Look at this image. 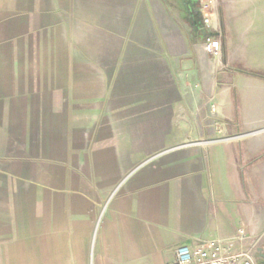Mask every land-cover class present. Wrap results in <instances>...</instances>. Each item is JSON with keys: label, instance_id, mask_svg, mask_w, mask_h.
Here are the masks:
<instances>
[{"label": "crops", "instance_id": "0c3cea01", "mask_svg": "<svg viewBox=\"0 0 264 264\" xmlns=\"http://www.w3.org/2000/svg\"><path fill=\"white\" fill-rule=\"evenodd\" d=\"M169 2L0 0V264H173L240 229L264 248L255 143L196 141L210 106L229 121L264 95L220 92L202 39L227 38L222 13L207 27L193 0L192 45ZM138 67L154 95L131 89Z\"/></svg>", "mask_w": 264, "mask_h": 264}, {"label": "rangeland", "instance_id": "374dc122", "mask_svg": "<svg viewBox=\"0 0 264 264\" xmlns=\"http://www.w3.org/2000/svg\"><path fill=\"white\" fill-rule=\"evenodd\" d=\"M169 1L170 12L183 22L190 43L193 45L197 35L192 30L191 22L187 18L193 11V0ZM197 1L198 5L201 6V0ZM215 7L216 16H219L220 19L222 13L229 26V28H226L227 38H225L223 28L220 29V26L215 35L222 39V57L220 60L215 58L218 64L217 85L221 88L220 92L223 91V95H227V93L232 95H264V0H227L226 7L223 6L221 0H216ZM202 41L205 44L206 40L202 39ZM169 44V47L173 44L179 46L175 40H170ZM137 54L138 57L143 56L139 52ZM165 55L168 56L169 64L174 70L173 73L170 72V76L176 75L178 69L175 68L177 60L174 53L172 50H168ZM153 71L154 69L144 67L136 69L138 81L135 85H130L131 89H136V95H154L155 88L158 85L145 82L153 78V76H150ZM233 72H239L241 79L244 80L240 83L242 88H240L241 86L238 87L236 81L238 78H234L235 74ZM188 83L185 82L184 86H191ZM181 84L179 78L177 82L170 83L168 87L170 89L178 88L181 94L185 95L186 87ZM125 85L126 87L129 86L128 84H122L121 86ZM241 98L243 104H248L247 112L243 109L244 114L236 115L229 121L221 119L217 114L216 107L214 105L210 106L209 116L200 117V123L203 127L205 125V130L198 133L199 138L196 141L208 143L244 140L255 143L254 148L259 151L255 158L259 159L258 164L264 169V103L261 102L257 109L254 98H248V100H245L244 96H241ZM169 106L172 109L173 100L171 98ZM186 119L195 122L196 125L199 123L198 117L195 115L187 116L186 114L172 113H170L168 121L170 125H176V123H181ZM255 158L252 160H255ZM249 187L252 193L257 191L264 193V175H262L260 181L250 180Z\"/></svg>", "mask_w": 264, "mask_h": 264}, {"label": "built area", "instance_id": "2783aa9c", "mask_svg": "<svg viewBox=\"0 0 264 264\" xmlns=\"http://www.w3.org/2000/svg\"><path fill=\"white\" fill-rule=\"evenodd\" d=\"M215 1H200L207 27L214 23L213 18L217 12ZM205 46L212 57L221 59L222 39L219 36L209 35ZM173 264H264V248L258 239L250 236L245 229H240L228 239L213 238L196 246L181 245L177 248V257Z\"/></svg>", "mask_w": 264, "mask_h": 264}]
</instances>
